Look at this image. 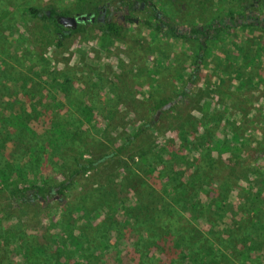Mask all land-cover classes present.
I'll return each mask as SVG.
<instances>
[{"label":"rangeland","instance_id":"1","mask_svg":"<svg viewBox=\"0 0 264 264\" xmlns=\"http://www.w3.org/2000/svg\"><path fill=\"white\" fill-rule=\"evenodd\" d=\"M99 1L103 5L110 0ZM149 1L160 12L162 24H171L185 33L224 17L228 10L233 12L232 25H237L228 34L202 44L205 51L200 67L195 77H190L199 41L188 36L174 38L167 28L157 31L147 27V9L132 10L129 13L132 20L127 22L120 39H108L104 46L88 30L64 38L62 47L55 49L46 28L50 22L33 19L23 9L32 6L42 11L50 7L62 10L72 7L76 0H3L0 76L8 57H12L11 67L23 66L16 74L37 98L25 99L20 85L10 82L12 77L7 78V74L6 81H0V124L6 123L4 115H9L14 118L12 125L19 124L16 128L21 131L0 139V169L32 176L37 184L46 181L53 189L76 169L74 161L82 165L94 163L58 197L59 204L43 203L46 210L43 215L36 211V205L8 207L7 192L0 184V228L4 231L11 228L16 218L23 227L21 231L26 233L48 228L58 222L59 207L67 213L61 217L71 223L72 207L81 200L89 210L95 207L98 191L104 187L111 192L109 209L125 206L119 191V177L125 166L127 172L132 169L141 175L149 190L160 188L153 180L163 179L162 183L172 187V178L168 181L161 172L173 167L183 175L191 166L197 154L192 151L195 144L190 135L205 144L202 145L205 148L214 142L232 147L231 158L225 151L212 152L211 159H203L201 167L203 175L213 177L214 182H210L213 187L219 182L232 185L228 202L233 207L229 215L234 213L233 220L242 218L248 204H239L236 193L240 189L249 193V182L254 181L255 172L264 177V0L243 3L248 15L262 13L259 21L249 27H242V21H238L237 14L241 12L238 0ZM68 79L72 81L69 89ZM184 89L188 93L186 98L175 101ZM67 91L79 97L83 91L84 102H69ZM161 98L171 101L164 110L173 109L156 115L152 107ZM89 103L92 118L86 121L84 117L81 119V112ZM141 126V132L126 148L116 152ZM60 128L62 133L58 131ZM232 134L237 137L236 142ZM3 135L0 130V136ZM164 146L170 155L160 153ZM260 152L263 153L257 156ZM141 157L146 158L153 173L144 168ZM180 159L186 161L185 167L175 166ZM174 208L180 212L178 207ZM105 212L99 209L92 222L102 219ZM183 215L187 218L185 212ZM139 216L143 219L142 214ZM212 227L214 232L223 234L227 226L216 217L197 225L202 233ZM216 256L214 252L213 258Z\"/></svg>","mask_w":264,"mask_h":264},{"label":"trees","instance_id":"2","mask_svg":"<svg viewBox=\"0 0 264 264\" xmlns=\"http://www.w3.org/2000/svg\"><path fill=\"white\" fill-rule=\"evenodd\" d=\"M238 1L241 3V12L237 14L239 23L242 21L240 25L249 27L251 24H256L262 13L259 12L254 16L248 15L246 5L243 4L248 0ZM0 3L1 12L5 6L2 5L3 0H0ZM101 8L121 10L127 16L136 8L147 9L148 19L145 20L147 27L157 31L167 28L174 38L188 36L197 39L199 52L192 63L193 71L190 73V77H195L200 67L199 64L205 51L202 44L207 45L211 40L228 34L234 28L233 26L237 25L236 23L232 25L233 12L228 10L224 17L187 29V33H185L184 30L182 31L171 24H162L160 12L149 0H110L103 5L99 0H76V4H73L72 7L62 10L50 7L47 11H42L29 6L23 11L33 19L50 22V26H46V28L54 43L53 47L59 49L63 45L64 38L75 33L85 34L88 30H92L96 34L95 39L101 46H104V41L120 39L125 28L120 22L110 20L103 25L97 21H88L78 25L74 30L71 29L68 34H64L59 29L57 21L54 20L57 15L72 16L74 12L80 16L82 14L94 15ZM262 27L264 28V25ZM12 60V57H8V63H5L7 65H4L5 67L2 69L0 81H6L4 75L7 74V78L12 77L9 79L10 82L15 86L20 85L19 90L22 88L25 92L23 93L25 99L37 98L33 90L31 92L26 89L25 80L16 74L23 70V66L18 68V65L15 64V67L12 68L10 65ZM44 82H48V80L44 79ZM66 82L69 83L70 79ZM71 82L68 89L72 87ZM82 94L83 91L79 97L70 95L67 91L66 98L69 102L77 104L80 101L84 102L81 100ZM187 94V90L184 89L178 94V99L175 101H181V98L183 100ZM169 101V98L159 99L154 103L152 111L155 113L159 111L161 114L170 111L173 107L168 110L162 109L171 102ZM89 104H85L84 110L81 112V119L84 117L86 121H90L92 118L93 110ZM81 105L83 106V103ZM4 118L7 120L6 123L0 124V130L4 131V135L0 136V139L6 137L8 133L21 132L16 128L19 124L12 125L11 119L14 118L9 115H4ZM45 118L48 119V117ZM61 129H58L60 133H62ZM142 129L143 126L138 127L134 136L127 138L121 146L117 147L116 152L124 150ZM210 129H214V126L210 125ZM231 136L232 140L236 142L235 134ZM190 137L194 141L195 145H193L192 151L196 152L197 158H192L191 166L185 169L184 174L173 170V167L169 171L161 170L162 175L168 181L172 178L170 179L174 183L172 187L165 182L162 183L163 179H161L162 182L159 181L160 183L151 179L153 184L160 188L158 191H155L156 189L149 190L147 187L145 188L146 182L141 175L132 169L127 172L125 166L122 176L119 177L121 188L116 190L121 192L126 205H122L118 209H109L108 206L111 202L108 201V197L111 192L104 187L98 191L95 207L89 210L83 200L72 207L69 217L71 223L61 217L67 213L59 207L58 222L48 228L42 227L40 230L35 228L32 233H26L21 231L20 228L23 227L18 223L17 215L11 214L16 218L11 228L5 231L0 228V264H264V179H261L264 177L261 174L258 176V173L255 172L254 181L249 182V193L243 189L236 193V200L239 204L243 202L242 205H248L242 213V218L233 220L234 213L229 215L233 205L228 202L232 185L219 182L216 187H213L210 184V182H214L213 177L207 178L203 175L201 167L203 159H211L212 152L222 151L223 154L225 151L228 158H231L232 147L228 144L222 145L219 142H214L211 147L205 148L203 147L205 144L202 146L193 135ZM32 145L34 147L35 144ZM182 151H178L179 155ZM160 153L170 155L165 146L161 147ZM262 153L260 152L257 156ZM141 159L144 168H148L147 171L153 173L154 169H150L152 166L149 167L146 158L141 157ZM74 162L76 169L53 189L46 184V181L37 184L32 176L16 175L14 171L0 169V184L7 192L8 207L36 205V211L43 215L46 212L43 209L44 202L53 201L59 204L58 197L76 182L79 175L84 174L88 168L94 165L92 162L86 165ZM220 163L223 164V162ZM175 166L185 167L186 161L183 162L180 159ZM112 195L114 196L113 191ZM174 206L178 207L180 212H185L187 218L183 213L176 211ZM99 209L107 211V213L105 212L106 215L102 219L93 223V218L99 213ZM139 214L143 215V219ZM209 217H216L227 226L223 234H219V231L214 232V227L203 233L198 230L197 225L202 224L204 220H209ZM184 220L186 223L183 222ZM117 242L123 243L124 246L121 247ZM214 252L218 258L217 256L213 258Z\"/></svg>","mask_w":264,"mask_h":264},{"label":"flooded vegetation","instance_id":"3","mask_svg":"<svg viewBox=\"0 0 264 264\" xmlns=\"http://www.w3.org/2000/svg\"><path fill=\"white\" fill-rule=\"evenodd\" d=\"M59 16L61 15H57L54 17V20H56V18H58ZM76 16H80L78 15L77 13L73 14L72 16L70 17H76ZM81 16H85V21L84 22H81L78 25L80 24H85L87 23L88 21L89 22H100L101 24H105V22H109L110 20H113L114 22H117V23H122V26L123 27H126L127 25V22L129 20H132L129 16L127 15H124L123 12L121 10H116V9H109L107 10L106 8H101V10H99L96 14L94 15H85V14H82ZM76 26V27H77ZM59 29L64 33H68L71 31L70 28L68 27H62L59 25ZM156 114V113H155Z\"/></svg>","mask_w":264,"mask_h":264},{"label":"water","instance_id":"4","mask_svg":"<svg viewBox=\"0 0 264 264\" xmlns=\"http://www.w3.org/2000/svg\"><path fill=\"white\" fill-rule=\"evenodd\" d=\"M57 23L62 27H68L70 29H75L77 24L85 21V16H76V17H70V16H59L56 18ZM170 103L162 107V109L167 108ZM159 113V111L156 112V115Z\"/></svg>","mask_w":264,"mask_h":264}]
</instances>
